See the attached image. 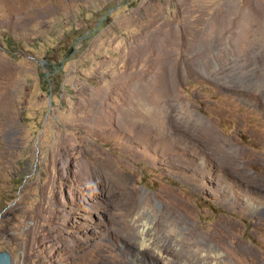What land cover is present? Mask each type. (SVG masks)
Returning a JSON list of instances; mask_svg holds the SVG:
<instances>
[{
	"label": "rangeland",
	"instance_id": "374dc122",
	"mask_svg": "<svg viewBox=\"0 0 264 264\" xmlns=\"http://www.w3.org/2000/svg\"><path fill=\"white\" fill-rule=\"evenodd\" d=\"M196 246L264 264V0H0V251Z\"/></svg>",
	"mask_w": 264,
	"mask_h": 264
},
{
	"label": "bare ground",
	"instance_id": "6f19581e",
	"mask_svg": "<svg viewBox=\"0 0 264 264\" xmlns=\"http://www.w3.org/2000/svg\"><path fill=\"white\" fill-rule=\"evenodd\" d=\"M133 200V199H132ZM126 201V200H125ZM127 202L129 203V205L131 204L129 199H127ZM126 203V202H125ZM132 211L135 210L134 206L132 205V208H131ZM170 221V220H169ZM171 223L173 224V222L171 221ZM184 240L186 241L187 245L188 246H193L194 247V242L193 240L189 237V235H187ZM152 238L148 237L147 235H141L140 238H139V244L137 245L138 247V251L139 252H147L149 254H151V252L149 251L148 248L150 247H154L153 243H152ZM196 244V242H195ZM159 247V246H158ZM197 249L195 250L197 253L198 252H202L203 251V255L198 259V260H191V261H188V263H184V264H231V263H228V262H225L224 260H217L215 259L214 256L217 255V252L213 253L214 251L212 249H208L206 250L205 247H202V248H199V246H196ZM157 248V247H156ZM210 248V247H209ZM151 249V248H150ZM240 249V248H239ZM155 250V249H154ZM231 251V250H230ZM196 253V255H197ZM195 255V256H196ZM201 255V254H200ZM163 258V257H162ZM161 255L159 253V256H154L153 259L154 260H157V261H160L161 259ZM233 259V258H232ZM163 260V259H162ZM186 260V259H185ZM257 262H260V259H257ZM182 263V262H181ZM182 263V264H183ZM172 264V263H171ZM178 264V263H177ZM234 264V263H232ZM261 264V263H260Z\"/></svg>",
	"mask_w": 264,
	"mask_h": 264
},
{
	"label": "water",
	"instance_id": "95a60500",
	"mask_svg": "<svg viewBox=\"0 0 264 264\" xmlns=\"http://www.w3.org/2000/svg\"><path fill=\"white\" fill-rule=\"evenodd\" d=\"M0 264H12V255L8 250L0 251Z\"/></svg>",
	"mask_w": 264,
	"mask_h": 264
}]
</instances>
